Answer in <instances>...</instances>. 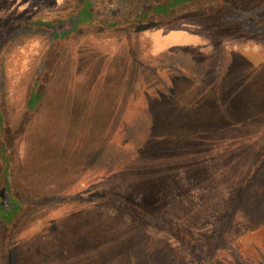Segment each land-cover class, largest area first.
<instances>
[{
	"label": "rangeland",
	"instance_id": "rangeland-1",
	"mask_svg": "<svg viewBox=\"0 0 264 264\" xmlns=\"http://www.w3.org/2000/svg\"><path fill=\"white\" fill-rule=\"evenodd\" d=\"M173 1L0 0V264H264V0Z\"/></svg>",
	"mask_w": 264,
	"mask_h": 264
},
{
	"label": "crops",
	"instance_id": "crops-1",
	"mask_svg": "<svg viewBox=\"0 0 264 264\" xmlns=\"http://www.w3.org/2000/svg\"><path fill=\"white\" fill-rule=\"evenodd\" d=\"M75 252H78L79 255H80V257H76L75 254H74ZM41 253H42V252H41ZM34 255H35V253H34V254H31V256H29L27 259H32V260H34L33 264H38V263L36 262V256H34ZM54 255H55L56 258L59 259V261H56V262L54 261V262H52L51 264H77V263H75L73 260L77 261V259H79V258L82 257L80 251H74V250H71L69 253H68V252H63L62 254H54ZM66 257H69L68 260H70V261L65 262V263L62 262L61 260H63V259L66 260ZM82 258H88V257H87V255L85 254V256L82 257ZM40 259H42V258H40ZM42 260H45V259H42ZM40 263H45V262L42 261V262H40Z\"/></svg>",
	"mask_w": 264,
	"mask_h": 264
},
{
	"label": "trees",
	"instance_id": "trees-1",
	"mask_svg": "<svg viewBox=\"0 0 264 264\" xmlns=\"http://www.w3.org/2000/svg\"><path fill=\"white\" fill-rule=\"evenodd\" d=\"M189 1H192V0H174L173 2H171L170 4H172V6H174V7H177V6H179L180 4H183V3H186V2H189ZM169 7V6H168ZM168 7H166L164 10H161V11H168L169 9H167ZM17 24H19L18 26H22V25H24V24H20V23H17ZM64 33H66V32H64ZM63 33V34H64ZM14 216V215H13ZM7 217H8V219L10 220V219H12V214H7Z\"/></svg>",
	"mask_w": 264,
	"mask_h": 264
}]
</instances>
